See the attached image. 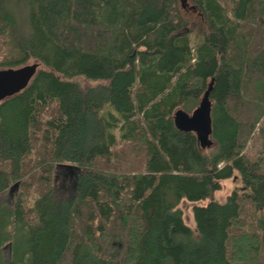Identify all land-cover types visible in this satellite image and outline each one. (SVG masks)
<instances>
[{
  "label": "trees",
  "instance_id": "trees-1",
  "mask_svg": "<svg viewBox=\"0 0 264 264\" xmlns=\"http://www.w3.org/2000/svg\"><path fill=\"white\" fill-rule=\"evenodd\" d=\"M230 1L229 14L221 0H197L199 42L174 0H0V68L45 67L0 103V193L38 182L28 205L0 201V264H258L264 150L242 153L239 114L249 81L264 104V35L253 48L245 31L254 21L264 32V0ZM213 78L215 145L202 149L173 112L192 111ZM57 164L80 168L65 195ZM236 172L247 194L216 200ZM243 196L259 237L235 231ZM209 197L193 205L192 229L179 203Z\"/></svg>",
  "mask_w": 264,
  "mask_h": 264
},
{
  "label": "rangeland",
  "instance_id": "rangeland-1",
  "mask_svg": "<svg viewBox=\"0 0 264 264\" xmlns=\"http://www.w3.org/2000/svg\"><path fill=\"white\" fill-rule=\"evenodd\" d=\"M140 3H151L156 6H160L164 0H136ZM175 6L180 11L181 15L184 14L186 20L188 21V26L191 29L190 36L195 39L197 35H199V42L202 41V37L204 38L207 33V29L205 26L199 22V12L198 2L197 0H187L188 6L185 8L181 7L180 0H174ZM223 5L228 10L229 14L231 13L232 4L230 0H221ZM193 6V7H192ZM192 7V8H191ZM202 19V17H201ZM189 21L191 23H189ZM245 31L247 32L248 38L250 39L251 45L253 48L258 46V42L261 41L262 34L264 32L259 30V24L256 22L248 23L245 27ZM254 42V43H253ZM39 63V69L45 68L44 65L36 59H30L26 63ZM25 63V64H26ZM82 86L87 84V81L84 78H76ZM250 82V81H249ZM248 82V96L247 99L250 101L247 103L241 114H239L242 122L244 123V145L242 149V153L251 160L256 159L261 152L264 150V104L261 99L260 94V85L259 83H249ZM89 84V81H88ZM191 112V111H189ZM254 125V126H253ZM121 168L125 171L135 170V168L140 165L138 162L133 163H121ZM33 174L40 173V170L37 167H32ZM66 172H68L65 168L55 167L54 169V185L57 190V193L60 195H65L71 188L72 181L68 180ZM73 173V177H74ZM29 185H27L23 190L24 193H18L19 190L17 186H10L6 190L0 193V201L6 204L9 207H12L17 198H21L25 201V204L32 202L37 193L32 189L34 186L38 184L37 178L33 177L28 180ZM222 188L215 192L214 198L220 202H225L229 195H231L234 191H238L239 193L247 194V190L241 180L240 175L236 172L234 176L224 179L221 181ZM211 198H206L201 201L191 202L186 199H183L179 203V207L183 212V219L185 223L190 226L192 229H195V223L193 220L192 207L194 204L204 205L207 204ZM27 201V202H26ZM243 211H242V221L240 225L238 224V228L235 227V231L239 237L248 236L250 233H255L257 236H260V231L257 230L255 223L256 218V209L252 202L243 196ZM237 229V230H236ZM260 247V244H259ZM11 245L6 244L3 249V253L6 257L10 254ZM264 253L260 254V259H258V264H264ZM238 264H242L239 263Z\"/></svg>",
  "mask_w": 264,
  "mask_h": 264
},
{
  "label": "water",
  "instance_id": "water-1",
  "mask_svg": "<svg viewBox=\"0 0 264 264\" xmlns=\"http://www.w3.org/2000/svg\"><path fill=\"white\" fill-rule=\"evenodd\" d=\"M180 2L182 8L188 6L187 0H180ZM38 67L39 63L34 62L17 67L0 68V103L24 90L39 70ZM214 81L215 79L213 78L200 103L191 112H187L182 108H178L173 112L175 127L183 132L195 133L202 149H210L215 145V141L212 138L211 100ZM57 167L65 168L69 173H74L75 175L76 172L80 171L78 166L70 164H57ZM13 186H17V184Z\"/></svg>",
  "mask_w": 264,
  "mask_h": 264
},
{
  "label": "flooded vegetation",
  "instance_id": "flooded-vegetation-1",
  "mask_svg": "<svg viewBox=\"0 0 264 264\" xmlns=\"http://www.w3.org/2000/svg\"><path fill=\"white\" fill-rule=\"evenodd\" d=\"M66 175H67L68 180H71L72 181L74 179V177L72 176L73 174H71L69 172H66Z\"/></svg>",
  "mask_w": 264,
  "mask_h": 264
}]
</instances>
